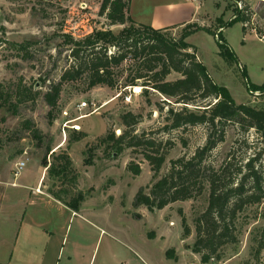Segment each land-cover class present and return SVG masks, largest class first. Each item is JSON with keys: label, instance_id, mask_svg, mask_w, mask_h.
<instances>
[{"label": "rangeland", "instance_id": "obj_1", "mask_svg": "<svg viewBox=\"0 0 264 264\" xmlns=\"http://www.w3.org/2000/svg\"><path fill=\"white\" fill-rule=\"evenodd\" d=\"M132 1L139 19H146L148 11L140 0ZM198 1V20L171 27L167 35L176 40L195 26L215 34L221 28L235 54L234 63L219 56L214 35L203 31L185 39L195 48L187 51L195 53L213 81L226 87L236 104L264 108V95L251 94L243 76L244 70L253 84L264 82V0ZM101 2L0 0V263L201 264L200 255L192 251L194 219L207 206V188L193 199L153 212L144 206L134 207L133 199L141 187L149 191L168 170L170 160L192 156L205 144L210 129L200 124L164 131L167 109L181 104L149 87L146 96H132L129 103L116 97L123 89L96 86L87 90L83 84H64L54 109L43 99L49 85L59 81L71 64L67 37L80 40L94 30L110 29L117 34L122 29L123 25H109L99 14ZM238 11L245 21L226 25ZM127 73L120 75L119 84L123 85ZM179 77L171 72L167 80ZM81 102L91 104L90 108L79 111ZM92 104L98 107L97 113L76 121L80 131L67 129L64 134L62 122L89 112ZM126 112L140 116L135 133H144L167 147L155 179L139 150L118 151L100 141L107 131L115 136L121 133L120 116ZM221 129L224 140L217 142L206 158L213 168L229 161L234 172L261 151L259 134L253 128L244 130L234 122L219 124L211 129L214 138ZM65 154L71 164L60 181L48 168H58ZM18 160H24L25 167L15 177ZM129 162L139 166L138 175L126 168ZM261 166L264 181V153ZM33 191L38 195H31ZM49 191L66 202L81 193V204L77 210L63 206L45 197L51 196ZM183 224L190 229L186 237ZM236 224V243L225 246L221 258L207 264H264V251L255 255L264 226V197L260 204L238 211ZM167 252L173 258H168Z\"/></svg>", "mask_w": 264, "mask_h": 264}, {"label": "trees", "instance_id": "obj_2", "mask_svg": "<svg viewBox=\"0 0 264 264\" xmlns=\"http://www.w3.org/2000/svg\"><path fill=\"white\" fill-rule=\"evenodd\" d=\"M99 14L103 15L109 25H123L115 34L110 29L94 30L83 39L74 40L67 37L71 44L69 56L71 64L62 72L59 81L49 85L43 93L45 103L54 109L60 98L64 84L82 85L86 89L104 86L109 89H123L140 85L143 95L148 94V87L156 90L180 108L170 107L165 114L164 131L183 126L205 125L209 130L206 142L196 148L190 157L181 156L170 160L168 170L156 179L144 192L141 187L135 194L133 206H144L150 212L161 210L170 203L193 199L208 189L207 206L194 219L195 238L192 251L200 255V263L207 264L213 259H220L225 246L237 241L236 217L244 206L258 205L264 197L261 157L264 153V108L256 109L248 104H236L228 89L216 84L210 77L204 64L196 59L193 45L185 41L191 34L204 31L215 37L218 54L227 63L236 61L235 54L226 44L222 33L212 32L209 28L195 26L185 31L178 39L167 35L168 28L156 29L133 21L129 15V0H102ZM246 17L238 15L233 21H245ZM127 63L125 68L122 67ZM127 71L123 85L119 84L120 75ZM171 72L180 75L175 80H167ZM245 86L252 94L264 95V82L260 85L249 81L243 70ZM23 96L24 92H21ZM188 105L194 106L193 108ZM122 131L118 136L107 131L101 142L112 144L116 150L130 148L140 151L153 173L157 177L165 162L167 147L144 133H135L140 116L126 112L120 116ZM234 122L242 129L253 128L259 134L261 151L248 157L234 172L230 170L231 162L227 161L215 169L206 164V158L217 142L224 140V129L216 131L213 137L211 129L219 124ZM215 132V131H214ZM84 137V134L78 136ZM64 162L48 169L63 181L69 168L70 158L61 156ZM126 168L134 175L140 173L138 165L129 162ZM57 201L73 210L81 204L82 194L78 193L69 202L64 201L55 192H48ZM184 226V224H183ZM190 234L184 226L183 235ZM264 251V226L259 231L255 255ZM168 258H173L167 252ZM264 260V256L262 258ZM5 264V263H0Z\"/></svg>", "mask_w": 264, "mask_h": 264}, {"label": "crops", "instance_id": "obj_3", "mask_svg": "<svg viewBox=\"0 0 264 264\" xmlns=\"http://www.w3.org/2000/svg\"><path fill=\"white\" fill-rule=\"evenodd\" d=\"M136 4L137 2L135 5ZM140 4L148 11L147 18L144 20L139 19V13L133 9L134 2L131 0L129 6V15L131 19L137 23L150 25L156 29H169L171 27L184 26L197 21V15L199 14L201 5L198 0H140ZM220 29L221 28L218 30L221 31ZM31 195L38 194L33 191ZM45 197L54 199L49 195H45Z\"/></svg>", "mask_w": 264, "mask_h": 264}, {"label": "built area", "instance_id": "obj_4", "mask_svg": "<svg viewBox=\"0 0 264 264\" xmlns=\"http://www.w3.org/2000/svg\"><path fill=\"white\" fill-rule=\"evenodd\" d=\"M238 67L240 69H242V67L240 65H238ZM142 91H143V87L140 85L128 86V87L123 88V92L117 93L116 97L117 98L121 97V100L123 102L129 103L132 96H138L142 93ZM257 93H258L257 91H254L252 94L255 95ZM92 105H93L92 106L93 108L89 112L81 113L78 116H75L74 118L65 119L61 125L62 132L65 134V130H67V129L75 131V132L80 131L81 127H80V125L76 124V121L86 117L89 114L97 113L98 107L95 106L94 104H92ZM90 106H91V104H90ZM90 106L87 102H81V103L77 104V109L79 111H82V110L90 108ZM64 114H66V113H64ZM24 167H25V161L24 160H18L14 166V173H13L14 176L15 177L18 176L19 172Z\"/></svg>", "mask_w": 264, "mask_h": 264}]
</instances>
